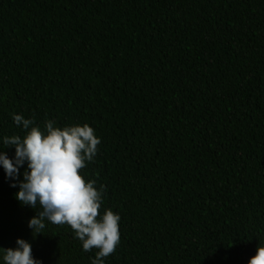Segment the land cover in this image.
<instances>
[{
	"label": "trees",
	"instance_id": "16d2710c",
	"mask_svg": "<svg viewBox=\"0 0 264 264\" xmlns=\"http://www.w3.org/2000/svg\"><path fill=\"white\" fill-rule=\"evenodd\" d=\"M14 113L95 129L79 174L121 217L105 264H248L264 247V0H0L10 158ZM17 191L0 168V247L91 264L68 225L34 238Z\"/></svg>",
	"mask_w": 264,
	"mask_h": 264
},
{
	"label": "clouds",
	"instance_id": "9594fccd",
	"mask_svg": "<svg viewBox=\"0 0 264 264\" xmlns=\"http://www.w3.org/2000/svg\"><path fill=\"white\" fill-rule=\"evenodd\" d=\"M13 123L25 134L2 137L10 158L0 151V168L10 187L18 188L14 198L21 206L39 209L28 221L33 237L47 224L68 225L84 252L96 250L91 264H105L120 243L121 217L111 209L98 212L103 203V186L87 182L79 174L97 154L101 139L88 124L56 126L48 120L43 129L22 114L12 115ZM24 169L21 174V169ZM22 175V179H21ZM0 264H43L33 256L32 245L17 239L14 248L0 247ZM248 264H264V247H257Z\"/></svg>",
	"mask_w": 264,
	"mask_h": 264
}]
</instances>
